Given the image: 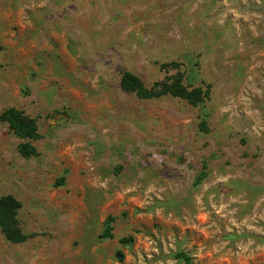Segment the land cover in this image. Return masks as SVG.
I'll list each match as a JSON object with an SVG mask.
<instances>
[{
  "label": "rangeland",
  "instance_id": "obj_1",
  "mask_svg": "<svg viewBox=\"0 0 264 264\" xmlns=\"http://www.w3.org/2000/svg\"><path fill=\"white\" fill-rule=\"evenodd\" d=\"M124 72L209 96L138 99ZM8 108L39 137L26 159L0 119L27 236L0 231V264H264V0H0Z\"/></svg>",
  "mask_w": 264,
  "mask_h": 264
},
{
  "label": "trees",
  "instance_id": "obj_2",
  "mask_svg": "<svg viewBox=\"0 0 264 264\" xmlns=\"http://www.w3.org/2000/svg\"><path fill=\"white\" fill-rule=\"evenodd\" d=\"M120 87L124 92L134 94L138 99L148 100L169 95L185 101L192 107L200 105L209 96L208 87L187 89L182 85L181 80L156 83L153 87L146 88L140 78L130 72H124L121 75ZM0 119L8 126L13 135L21 141L18 145L19 154L26 159L36 156V150L32 144L39 137L36 121L25 116L17 108H8L0 115ZM200 128L206 131L204 121L200 122ZM205 169L206 164L204 163L197 181L204 179ZM20 207L19 201L10 195L0 198V231L4 238L12 244H20L27 240V236L22 232L17 219ZM110 231L111 228L106 227L103 233L104 236L110 237ZM176 256L189 261V257L184 253Z\"/></svg>",
  "mask_w": 264,
  "mask_h": 264
}]
</instances>
